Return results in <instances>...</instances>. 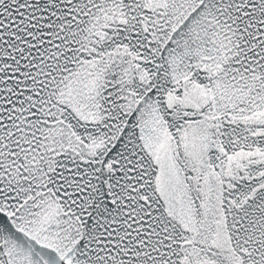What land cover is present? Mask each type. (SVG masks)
Wrapping results in <instances>:
<instances>
[{
    "label": "snow or ice",
    "instance_id": "obj_1",
    "mask_svg": "<svg viewBox=\"0 0 264 264\" xmlns=\"http://www.w3.org/2000/svg\"><path fill=\"white\" fill-rule=\"evenodd\" d=\"M0 264H264V0H0Z\"/></svg>",
    "mask_w": 264,
    "mask_h": 264
}]
</instances>
